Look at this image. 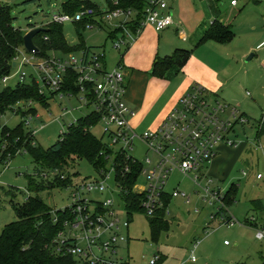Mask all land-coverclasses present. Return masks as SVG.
I'll list each match as a JSON object with an SVG mask.
<instances>
[{
    "label": "rangeland",
    "instance_id": "rangeland-1",
    "mask_svg": "<svg viewBox=\"0 0 264 264\" xmlns=\"http://www.w3.org/2000/svg\"><path fill=\"white\" fill-rule=\"evenodd\" d=\"M66 1L0 0V4L7 8L14 28L28 31L33 25L40 26L49 22L53 14L62 11ZM90 1L97 2L104 10L107 8L106 0ZM230 3L231 0H173L174 18L177 23L180 22L179 27L173 26L177 27L179 33L164 35L163 45L170 44L174 46V50L182 48L194 51L198 47L195 38L199 39L201 34L209 29L214 17L218 18L220 24L226 26L232 24L235 37L230 47L233 51H242L255 42L259 44L264 39V2L239 0L237 8L232 7ZM220 12L222 15H219ZM85 20H88L86 29L81 31L75 29L73 22L64 23L63 31L67 40L74 44L79 42L82 37L86 45L105 53L108 70L117 68L122 59V54L125 53L130 44L120 48L115 47L114 40L108 38L109 26L87 28L90 22H94L93 16H89ZM181 31L188 35L187 40L180 38ZM201 46L204 47L203 53L207 54L210 48H215L217 44L209 41ZM251 54L254 56L247 60ZM124 56L121 62L126 67ZM22 58L19 59V63ZM215 63H219V60ZM237 63L236 67L234 61L232 69L225 75L227 87L218 92L208 91L211 99H219L232 107H238L248 119L244 126L239 125L232 134L235 144L232 146L218 145L216 156L207 164L206 175L208 179L213 181L214 187L219 186L224 192L225 212L222 210L216 214L217 207L221 204L216 202L214 205H210L205 202L200 193L195 191L190 178L175 172L169 180V188L178 186L181 191L190 196V201L188 202L182 196L171 201L168 207L170 229L169 231H162L158 239L154 240L145 213L136 212L129 217L115 183L113 172L109 174V178L106 180L107 191L89 194V196L102 199L109 195L115 198L117 206L115 208L119 209L120 212L119 218L122 221L128 220L130 222L128 229L123 227L120 229V234L125 236L127 240L121 242L119 255L125 259H130L133 264H146L154 255L161 256L163 260L160 264H236L238 262L264 264V239L256 237L257 230L262 229L264 231V227L260 224L257 227L258 219L257 221L250 219L254 217L252 215H256L260 221L264 222V212L254 210L253 205L254 200H260L264 203V178L261 180L257 178L258 174H262L264 177V136L257 137L258 123L264 119V44L251 51L247 57L243 59L239 57ZM193 67L199 69L197 64H194ZM20 70L34 73V69L30 65L14 68L9 73L11 79L7 83H4L3 79L0 78V91L6 86L13 87L18 83L16 75ZM189 76L186 68L180 70L178 67L172 68L164 77L151 76L158 79L151 85L152 111L164 110L166 104L171 101L173 95ZM133 79L146 81L141 73L134 75ZM197 84L207 87L198 81L192 86ZM225 90L224 95L223 91ZM44 91L46 95H50L47 90ZM230 95L232 98H229ZM80 99V95L64 98H60L59 95L52 96L49 100V107L34 101L27 104L24 102L17 103L0 118V130L5 126L14 128L23 120L25 123L23 133L28 134L30 131H35L37 143L43 148H48L60 139L62 132L67 129L69 124L93 110L92 106L82 105L83 102ZM31 107L38 110L41 118L28 124L26 116L29 115L28 110ZM67 110L70 112L63 115V112ZM21 111L28 113L26 116H22ZM156 128L136 130L144 132ZM92 131L97 137L103 136L105 141H109L104 132L103 123H98L92 127ZM3 146L2 152L10 149L9 144ZM130 154L143 164L151 155L138 140L135 141L134 149ZM125 163L128 164L127 161ZM112 165L113 156L110 158L108 171L113 170ZM35 166L33 158L25 153L22 148L16 155L7 157L4 161L0 160V234L6 224L17 219L12 204L13 202L24 201L26 197L24 193L28 192L27 174H33ZM69 170L71 173H75L72 176L73 182L71 184L63 188L46 189L39 193L54 211L68 208L77 184L100 177L93 165L85 159L76 160ZM243 172H246L247 175H244ZM44 178L46 179L47 176L44 175ZM144 181L145 177L141 175L137 185L142 186ZM233 183L237 185V193L235 195L230 192L231 201H225V194ZM9 187L17 188L15 190L16 196L6 193V188ZM33 195L35 194L33 193ZM213 213L216 214L214 219L211 217ZM67 216L65 213L64 217ZM230 217L233 218V221L227 223L225 220ZM247 217H249L248 220ZM225 242L227 243L225 244ZM193 256L195 260H192Z\"/></svg>",
    "mask_w": 264,
    "mask_h": 264
},
{
    "label": "built area",
    "instance_id": "built-area-1",
    "mask_svg": "<svg viewBox=\"0 0 264 264\" xmlns=\"http://www.w3.org/2000/svg\"><path fill=\"white\" fill-rule=\"evenodd\" d=\"M238 1L232 0L231 4L236 6ZM172 2L173 0H146L143 13L138 18L139 9L120 6L119 0H106L105 10L100 4L99 8L84 4L75 13L62 9L61 12L53 14L49 22L40 26L46 27L50 23H76L93 16L94 22H90L87 28L109 26V31L122 29L112 39L114 46L120 48L128 43L131 45L148 26L156 31L173 25L179 27L180 22L177 23L174 18ZM214 21L215 19L211 24ZM131 26H134L135 30ZM180 35L183 39L187 38L184 31H181ZM36 47L38 52L27 50L24 43L17 48V54L12 61L13 69L29 65L34 69V73L20 70L16 75L18 82L35 81L42 93L47 90L60 98L72 97L77 95L62 91V88L69 83V70L77 73L75 83L79 86L78 95L81 96L82 105L92 106V112L100 116L98 123L104 124V132L109 141H105L102 136L103 141L114 151L123 153L127 161L141 165L133 192L141 194V208L147 216L153 217L164 206L163 198L167 193L173 198L182 196L190 201V196L178 186L172 190L168 189L171 175L175 172L189 177L195 191L200 193L205 202L210 205L216 202L221 204L217 207L216 214L224 208L226 210L224 192L219 186L214 187L213 181L206 175L207 164L216 156L218 145L235 144L232 134L239 125L244 126L248 122L244 112L219 99H211L206 87L197 84L179 99L178 104L170 110L158 128L138 132L130 124V118L136 112L125 100L127 83L122 66L108 70L105 53L94 49L83 48L69 53L50 49L47 54H42L40 48L37 45ZM21 57L23 58L19 63ZM2 79L7 83L11 77L5 74ZM67 112L70 111H64L63 115ZM26 117L29 124L40 119L41 115L37 111L29 113ZM262 123L264 124V119ZM137 140L151 154L144 164L130 154ZM111 167L112 171H102L98 179L76 183L72 202L68 206L71 218L62 221L63 229L52 243L54 253L72 256L75 264H133L130 259L119 255L121 242L127 240L120 234V229H128L130 222L119 218L120 212L116 209L115 198L110 195L104 199L89 196L93 192L104 193L108 190L106 180L111 172L114 173L115 179V163ZM243 174L247 175L246 172ZM43 175L48 177L49 174ZM141 175H144L145 181L142 186H138L137 181ZM257 178L264 177L258 174ZM115 183L122 194L120 186L116 181ZM54 212L53 222L57 223L60 218ZM166 213L169 214V208ZM216 214L213 213L211 217L214 219ZM250 219L255 220L254 217ZM225 221L231 223L233 218H226ZM256 237L264 239V231L257 230ZM192 260H195L194 256ZM160 261L161 256L154 255L146 264H160Z\"/></svg>",
    "mask_w": 264,
    "mask_h": 264
},
{
    "label": "trees",
    "instance_id": "trees-1",
    "mask_svg": "<svg viewBox=\"0 0 264 264\" xmlns=\"http://www.w3.org/2000/svg\"><path fill=\"white\" fill-rule=\"evenodd\" d=\"M110 2V0H108ZM99 8L97 2L90 0H67L63 4V10L68 13H75L80 10L82 5ZM146 0H119V5L124 7H133L139 9L138 18L141 17ZM88 20L74 23L75 29L81 31L86 29ZM35 27V25L30 28ZM135 30L134 26H131ZM121 28H116L108 32V38L113 39L117 36ZM26 31H21L12 26L11 17L7 8H0V78L9 74L13 70L12 61L17 54V48L23 45V37ZM235 37V32L231 26L218 23L216 19L199 39L198 44L208 41L219 43H228ZM35 44L40 48L42 54H47L50 49H59L63 52H77L83 48L93 49L86 45L83 38L74 44L69 43L64 31L63 24L50 23L45 30L34 36ZM129 48V47H128ZM127 50V49H126ZM191 50L176 48L171 54L166 56H157L149 72L152 76L164 77L172 68L178 67L182 70L191 56ZM119 66L124 68L123 63ZM125 69V68H124ZM68 84L62 88V91L71 92L78 95L79 86L76 85L77 73L69 70L67 73ZM49 96L41 92L40 86L35 82L21 83L15 86H6L0 91V118L17 103L25 104L34 101L45 107L50 106ZM38 110L31 107L28 112L35 113ZM23 111H21L22 113ZM22 113V116L28 113ZM24 116V117H25ZM99 115L96 112H90L81 116L68 125L67 129L61 134L60 139L48 148L39 145L35 138V132L30 131L24 134L25 123L22 120L18 126L9 128L3 127L0 140V160L4 161L7 157H12L22 148L29 154L36 166L33 174H27L28 185L27 193L23 202H13L12 208L15 211L17 219L6 224L0 234V264H75L72 256L54 253L51 246L57 238L58 233L63 229L62 221L65 218H71L70 208L66 210H56L54 213L60 218L57 223L53 222V209L39 195L41 191L55 187L63 188L73 182V175L69 170L72 164L78 159H85L93 165L96 172L108 170L110 158L113 156L115 163V181L121 188V197L126 206V211L131 217L136 212L144 213L141 208V194L133 192V187L139 175L141 165L133 164L127 161L124 154L114 151L104 141L103 137H97L92 127L97 125ZM262 120L258 123L257 137L264 136V124ZM28 138V139H27ZM27 139V140H26ZM4 144H9L10 149L2 152ZM127 161L128 164L125 163ZM127 168L129 170H127ZM44 173L48 177L44 178ZM4 189V188H3ZM17 188H6V193L16 196ZM230 192L237 193V185L232 184L225 194V201L230 202ZM33 193L35 195H33ZM236 195V194H235ZM171 194H165L163 198L164 206L151 217L147 216L151 235L157 240L162 231H169L170 221L166 213L172 201ZM253 205L256 209L263 208L260 200H254ZM67 213V217H64ZM163 259H161L162 261ZM160 261V262H161ZM236 264H245L238 262Z\"/></svg>",
    "mask_w": 264,
    "mask_h": 264
},
{
    "label": "crops",
    "instance_id": "crops-1",
    "mask_svg": "<svg viewBox=\"0 0 264 264\" xmlns=\"http://www.w3.org/2000/svg\"><path fill=\"white\" fill-rule=\"evenodd\" d=\"M232 1V0H231ZM231 4V3H230ZM232 7L237 8L239 6V1L236 6ZM219 15H222L221 12ZM222 18H224L222 16ZM221 18V19H222ZM213 19H218L214 17ZM232 26V24H230ZM178 32V29L176 26L167 28L162 31H156L153 27L148 26L143 33L138 37L137 40H135L129 48L125 51L126 55L124 56V62L126 67H124L125 75H126V83H127V89H126V95L125 100L128 103V105L134 109L136 112L133 117L130 118V124L131 126L136 129H147L150 127H159L161 122L165 119V117L168 115L170 110L177 105L179 99L191 88L192 85H194L195 82H201L204 85H206L209 92L212 91H219L222 88L227 87V78L225 75L228 74V72L233 67V62H236L237 67V59L240 57L243 59L244 57H247V55L253 51L254 49L259 48L264 44V39L258 44V42H255L253 45L247 46L246 49L242 51H233L230 41L228 43H219L216 41L217 46L215 48H210L207 54L203 53L204 47L201 46L202 44H198L199 39L204 34V32L201 34L199 39L195 38L196 46H198L194 51H192L190 58L188 59L187 63L185 64L184 68L189 72L190 76L188 79L181 85V87L177 90V92L173 95L171 98V101L166 104L165 109H161L157 112H153V103L150 101L151 98V85H153V82L155 80H158L156 78L151 77L152 75L149 74V72L152 69V64L154 59L157 56H166L171 54L174 49V46H171L170 44L163 45L162 41L164 40V35ZM179 33V32H178ZM180 38H182L181 35H179ZM183 39V38H182ZM188 35L186 39L187 40ZM209 42V41H208ZM194 45V44H193ZM124 53V54H125ZM254 56V55H253ZM219 60V63H215ZM215 63L214 65H212ZM194 64H197L199 66V69H195L193 67ZM107 66V64H106ZM182 69V70H183ZM138 73L143 74L146 81L140 79H133L134 75H137ZM194 73V76H193ZM195 81V82H193ZM193 82V84H191ZM201 85V84H200ZM227 85V86H226ZM225 91H223L225 95ZM216 94V93H215ZM219 96V94L217 93ZM229 98H232L231 95ZM137 131V130H136ZM139 132V131H138ZM261 180V179H259ZM4 188V187H3ZM176 187H173L174 189ZM168 189L172 190L169 188ZM177 198V197H174ZM172 198V200L174 199ZM262 202V201H261ZM263 208L256 209L254 207V210L264 212V203L262 202ZM170 206V205H169ZM171 213V212H170ZM254 216L255 220L259 224L264 227V222L262 220L260 221L259 217L256 215ZM249 217H247V220ZM254 220V221H255ZM249 227H252L251 225H248ZM260 226V227H261ZM254 228V227H253ZM227 242H225L226 244Z\"/></svg>",
    "mask_w": 264,
    "mask_h": 264
},
{
    "label": "water",
    "instance_id": "water-1",
    "mask_svg": "<svg viewBox=\"0 0 264 264\" xmlns=\"http://www.w3.org/2000/svg\"><path fill=\"white\" fill-rule=\"evenodd\" d=\"M1 7H2V5L0 4V8ZM43 30H45V27H41V26L33 27V28H30L24 34L23 43H24V46L26 47L27 50L38 52V48L36 47V45L34 43V36ZM253 55L254 54H251L247 60H249ZM14 66H15V63H14Z\"/></svg>",
    "mask_w": 264,
    "mask_h": 264
}]
</instances>
